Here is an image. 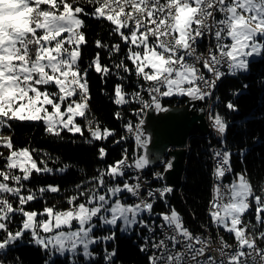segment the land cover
<instances>
[{
  "label": "snow or ice",
  "instance_id": "6c2138e0",
  "mask_svg": "<svg viewBox=\"0 0 264 264\" xmlns=\"http://www.w3.org/2000/svg\"><path fill=\"white\" fill-rule=\"evenodd\" d=\"M85 17L107 22L109 37L118 38L94 41L107 53L108 64L97 51L87 67H80L87 44ZM258 59H264V0H0V130H12L17 122H42L51 136L63 138L66 131L90 145L115 137V129L102 128L90 113V71L104 83L110 76L119 81L112 90L115 105H139L132 110L137 121L126 122L125 134L113 141L121 145L133 138L131 154L123 148L120 159L99 169L87 184H76L64 210L46 205L37 212L27 206L61 192L58 184L30 187L33 174H63L68 165L53 169L43 158L38 163L37 149L15 148L11 135L0 134V149L7 151H0V264H22L19 256L8 258L21 244L39 248L44 264L59 258L66 264H115L118 249L109 251L108 244L115 245L117 231L137 235L139 250L150 253L148 264H264V183L257 191L246 168L231 183L222 182L234 172V153L227 147L231 125L216 110L220 98L215 96L225 77L250 73ZM133 74L135 87L129 92ZM173 97H186L187 108L207 112L219 141V148L210 144L208 149L217 181L208 216L218 231L234 237V245L207 230L194 234L169 203L175 187L167 174L175 157L166 158L170 149L153 151L146 125L152 114L175 110L162 103ZM197 102L207 107L196 109ZM225 106L239 111L231 100ZM114 117L123 118L120 111ZM246 152L239 150L242 164ZM107 155L105 147L98 148L99 159ZM157 164L162 170L154 169ZM158 202L167 210L156 212ZM249 213L254 223L245 221ZM106 227V235H95ZM97 245H102L100 253L93 250Z\"/></svg>",
  "mask_w": 264,
  "mask_h": 264
},
{
  "label": "trees",
  "instance_id": "16d2710c",
  "mask_svg": "<svg viewBox=\"0 0 264 264\" xmlns=\"http://www.w3.org/2000/svg\"><path fill=\"white\" fill-rule=\"evenodd\" d=\"M90 10V9H88ZM86 27L84 32L87 44L82 47V59L80 67L85 68L93 59L97 51L101 52L102 63L108 64L107 53L102 49H97L94 45L96 39H102L107 43L118 42L115 36L109 37L110 25L105 21L85 17ZM123 55V51L121 53ZM119 56L113 57L118 61ZM129 67L131 63L127 62ZM264 78V59H258L251 65V71L248 74H242L238 78L227 76L218 85L215 96L220 98L216 105V110L230 122V128L227 133V147L234 153L232 157V167L234 172L228 174L225 178L230 180L235 173L247 169L248 176L259 190L264 183V86H261L260 79ZM89 88L91 93L90 113L100 122L101 127L107 126L116 130V136L107 141L94 142L86 144L84 138L79 134L72 135L64 132L62 137H54L45 132V126L42 122H17L13 124L12 130H0V134L11 135L15 148L29 147L37 149L34 153L37 162L43 158L48 166L53 169L68 165L66 173L54 172V174H45L37 176L33 174L30 187L37 188L41 185H60L61 192L58 194H45L43 200H36L27 206V210L42 211L47 206H56L57 210H64L69 207L66 197L76 194L75 185L81 182L88 183L91 177L97 175L98 170L105 168L108 164L120 159L121 151L127 147L129 153L134 146V141L130 138L121 145H114L113 141L124 135L123 125L129 120L135 123L137 117L132 114V110L139 107L137 104H129L118 107L115 105L112 95L113 85L119 81L114 76H110L107 82L101 80L99 74L90 71L88 75ZM143 82V81H140ZM247 84V89L243 85ZM135 87V76L129 79L126 85V91H132ZM240 91L239 96H233L232 92ZM233 101L239 108L238 112H229L226 108L227 102ZM183 97L164 98L162 103L165 105L183 103ZM120 111L123 118L118 120L114 113ZM81 125L82 119H77ZM85 131L84 137H88ZM217 143L216 138L210 135H200L195 132L189 140V151L186 159V167L183 175V184L180 189H175L174 193L168 198L170 205L181 214L185 226L191 231L200 230L203 225H209L211 222L207 215V208L212 196V171L213 164L209 155V146ZM105 147L108 155L104 160L98 158V148ZM247 150L244 157V163L240 162L239 150ZM7 155L5 149H0ZM0 161V166H2ZM43 166V165H41ZM163 203L158 202L155 205V211H166ZM247 217V218H246ZM245 220L251 219L254 223V216L249 213ZM20 217H16L13 224V230L19 224ZM216 231H218L215 228ZM109 230L98 228L95 233L107 234ZM219 232L220 229H219ZM222 233V232H221ZM229 240L233 236L222 233ZM139 240L135 233L130 235L117 231V240L115 245L108 244L109 251L112 247H117L115 264H145L147 255L139 250ZM100 253L102 245H97L93 249ZM19 256L22 264H44L45 254L37 247L21 244L16 250L8 254V258ZM56 264H66L63 258L56 260ZM83 264V262H82ZM102 264V262H101Z\"/></svg>",
  "mask_w": 264,
  "mask_h": 264
},
{
  "label": "water",
  "instance_id": "95a60500",
  "mask_svg": "<svg viewBox=\"0 0 264 264\" xmlns=\"http://www.w3.org/2000/svg\"><path fill=\"white\" fill-rule=\"evenodd\" d=\"M183 103L170 104L175 110L164 116L152 114L146 125L147 131L154 137L153 151L170 149L166 158L175 157L174 168L167 174V180L175 189H180L183 184V175L186 167V159L189 151V140L198 132L200 135L213 133L209 126L206 112L187 108L186 97ZM196 109L205 108L204 103L197 102ZM158 166L155 165L154 167Z\"/></svg>",
  "mask_w": 264,
  "mask_h": 264
},
{
  "label": "built area",
  "instance_id": "2783aa9c",
  "mask_svg": "<svg viewBox=\"0 0 264 264\" xmlns=\"http://www.w3.org/2000/svg\"><path fill=\"white\" fill-rule=\"evenodd\" d=\"M199 50L200 51H204L205 50V46L203 45V44H201L200 46H199ZM145 98L147 99V96H146V94H145ZM204 106H205V108L207 107V102L206 103H204ZM206 115H207V112H206ZM212 135L216 138V136H215V134L214 133H212ZM131 140H133V138H131V137H129ZM216 140H217V138H216ZM134 141V140H133ZM214 148H219L220 147V144H219V141L217 140V143L215 144V145H212ZM189 148V147H188ZM213 164V163H212ZM154 169H158V170H160V165L158 164V166H156V167H154ZM150 172H151V170H149L148 172H146L145 173V175H150ZM217 181L214 179V177H213V181H212V196H211V200H212V198H213V186H214V184L216 183ZM224 184H228V183H230V180H228V179H226V178H224L223 179V181H222ZM152 184L155 186L156 185V182L155 181H152ZM130 200V199H129ZM208 209H209V206H208V208H207V215H208ZM186 227H188V226H186ZM189 228V227H188ZM190 229V228H189ZM205 230H207V234H210L213 238H215L217 235H219V236H222V233L221 232H219V231H216L215 230V227L212 225V223L211 222H209V225H203V226H201L200 227V230H198V231H195V232H193L194 234L195 233H205ZM146 234V233H145ZM139 243H140V241H139ZM231 244L232 245H234L235 244V242L234 241H232L231 240ZM215 246V245H214Z\"/></svg>",
  "mask_w": 264,
  "mask_h": 264
},
{
  "label": "rangeland",
  "instance_id": "374dc122",
  "mask_svg": "<svg viewBox=\"0 0 264 264\" xmlns=\"http://www.w3.org/2000/svg\"><path fill=\"white\" fill-rule=\"evenodd\" d=\"M49 110H51V109H49ZM77 122L78 123H80L78 120H77ZM234 179V176H232L231 178H230V183L232 182V180ZM127 202H129V203H131L132 202V200H128ZM67 209V208H66ZM38 212V211H37ZM44 218H46V217H44ZM247 218V217H246ZM255 222V221H254ZM98 229V228H97ZM104 229H107V230H109L107 227L106 228H104ZM220 231L222 232V233H226V232H224L223 231V229H220ZM228 234V233H227ZM95 235H97V236H101V235H106V234H103V233H95ZM127 235H130V234H127ZM230 235V234H229ZM233 240H234V237H233ZM234 242H235V240H234Z\"/></svg>",
  "mask_w": 264,
  "mask_h": 264
},
{
  "label": "bare ground",
  "instance_id": "6f19581e",
  "mask_svg": "<svg viewBox=\"0 0 264 264\" xmlns=\"http://www.w3.org/2000/svg\"><path fill=\"white\" fill-rule=\"evenodd\" d=\"M140 83H143V82H140ZM160 170H162V168H160ZM246 221V220H245ZM224 240L228 243V244H231V240H229L228 238H226L223 234H222ZM147 255V262L145 264H148V255L150 253H145Z\"/></svg>",
  "mask_w": 264,
  "mask_h": 264
}]
</instances>
